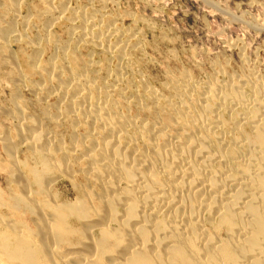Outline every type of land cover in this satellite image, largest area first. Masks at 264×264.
<instances>
[{"label":"rangeland","instance_id":"1","mask_svg":"<svg viewBox=\"0 0 264 264\" xmlns=\"http://www.w3.org/2000/svg\"><path fill=\"white\" fill-rule=\"evenodd\" d=\"M81 13L86 14L85 20L77 17ZM84 25L92 29L88 38L79 32ZM9 27L17 37L0 34V214L15 216L22 225L30 224L29 209H23L25 217H20L14 208H6L18 194L11 181L15 169L25 172L24 160L34 163L26 143L15 150V160L8 153L10 142L22 141L17 126L39 131L47 137L43 143L52 150L77 147L71 160H63L79 187L86 183L83 175L87 163L81 152L86 150L87 138L103 134L83 120L71 124L65 115L68 106H80L71 100L77 92L83 97L91 93V102L103 103L108 97L114 116L129 121V136L144 125L162 129L156 143L163 145L169 135L182 138L187 134L193 112L199 109L196 100L205 90L218 93L223 89L225 108L210 97L212 115L209 113L205 120L218 127L204 136H209L212 149L234 145L243 155L248 144L246 134L252 131L251 122L243 117L257 96L264 102V0H0V33ZM63 62L74 77L68 81L71 84L66 83ZM55 63L63 69L49 76L46 69ZM61 92L66 98H60ZM235 97L244 108L226 105ZM178 99L186 102L184 118L176 115L172 105ZM4 134L12 141L8 143L7 136L1 138ZM144 141L137 140V147L143 148ZM55 154L61 161L62 153L57 150ZM54 188L70 202L80 194L68 178L58 181Z\"/></svg>","mask_w":264,"mask_h":264},{"label":"bare ground","instance_id":"2","mask_svg":"<svg viewBox=\"0 0 264 264\" xmlns=\"http://www.w3.org/2000/svg\"><path fill=\"white\" fill-rule=\"evenodd\" d=\"M17 9L13 8L14 12ZM85 15L77 17L85 20ZM89 26L80 28V35L87 38L92 35ZM10 28L1 29L0 34L5 37L12 31ZM59 67L56 63L49 65L47 74L64 68L66 83L74 79L70 67ZM222 90L218 93L205 90L196 97L199 109L195 114L191 108L194 114L191 124L184 125L187 134L172 138L167 133L169 140L164 138L167 141L163 145L156 143L161 128V131L149 129L143 124L133 136L127 135L130 123L114 116L108 95L101 103L91 102L89 92L91 98L77 96L79 92L73 94L72 102L80 106L74 104L63 110L71 119L67 120L71 124L83 120L103 134L87 138L86 150L81 152L80 157L87 163L83 175L86 183L81 188L63 160H71L77 147H58L64 162L61 163L55 159L57 150L43 143L47 137L39 131L17 126L22 141L18 139L20 142L16 144L6 133L1 136H7L8 143L12 141L7 146L11 159L15 160L18 146L26 143L34 163L21 161L26 171L16 168L12 175L18 194L6 208L12 211L14 208L20 217H25L23 209H29L31 217L30 224L22 225L15 216L0 214V264H264V102L256 95L257 101L246 108L243 118L251 122L252 131L246 134L248 144L243 155L234 145L212 149L209 136L204 134L218 126L215 121V124L205 121L209 113L212 115L208 101L210 97L217 98L216 104L224 106ZM65 95L61 92L60 98H66ZM235 98L226 105L242 106V101ZM179 99L171 103L176 115L184 118L186 102L183 97ZM141 139L146 141L143 148L136 144ZM63 178L70 179L80 192L73 202L54 191Z\"/></svg>","mask_w":264,"mask_h":264}]
</instances>
